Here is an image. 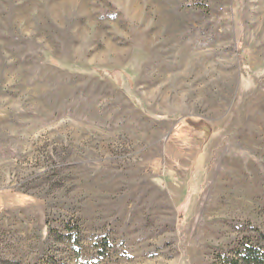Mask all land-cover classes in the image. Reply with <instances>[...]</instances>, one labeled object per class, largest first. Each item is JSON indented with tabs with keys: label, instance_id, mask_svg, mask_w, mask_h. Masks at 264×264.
Masks as SVG:
<instances>
[{
	"label": "rangeland",
	"instance_id": "374dc122",
	"mask_svg": "<svg viewBox=\"0 0 264 264\" xmlns=\"http://www.w3.org/2000/svg\"><path fill=\"white\" fill-rule=\"evenodd\" d=\"M263 244L264 0H0V264Z\"/></svg>",
	"mask_w": 264,
	"mask_h": 264
},
{
	"label": "trees",
	"instance_id": "16d2710c",
	"mask_svg": "<svg viewBox=\"0 0 264 264\" xmlns=\"http://www.w3.org/2000/svg\"><path fill=\"white\" fill-rule=\"evenodd\" d=\"M211 264H264V244L242 246L233 255L220 258Z\"/></svg>",
	"mask_w": 264,
	"mask_h": 264
}]
</instances>
